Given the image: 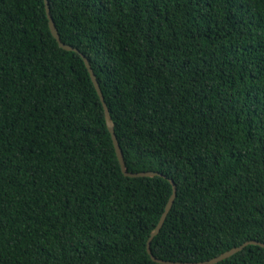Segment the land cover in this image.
<instances>
[{"label": "trees", "instance_id": "1", "mask_svg": "<svg viewBox=\"0 0 264 264\" xmlns=\"http://www.w3.org/2000/svg\"><path fill=\"white\" fill-rule=\"evenodd\" d=\"M0 0V264H163L264 242V0ZM212 264H264L247 244Z\"/></svg>", "mask_w": 264, "mask_h": 264}, {"label": "water", "instance_id": "2", "mask_svg": "<svg viewBox=\"0 0 264 264\" xmlns=\"http://www.w3.org/2000/svg\"><path fill=\"white\" fill-rule=\"evenodd\" d=\"M43 2H44L45 13H46L47 21H48L49 30H50L52 36L55 38L56 42L58 43V46L63 48V49H66V50H72V51L78 52L79 55L81 56V58L83 59L84 65H85V67H86V69H87V71L89 73L90 79H91V81L93 83V86H94V88H95V90L97 92V95H98V97L100 99V102L102 104L105 124H106L107 130H108V132L110 134L111 141H112V144H113V148H114L117 160L119 162V166H120L121 172L124 175L131 176V177H133V176H154V175L166 177L165 174H163L161 172H158V171H155V170H146V171L134 172V171H129L126 168L124 155H123L122 149H121V147L119 145V142H118V139L116 137V134L114 132V123H113L112 118L110 116L109 109H108V107L106 105V102H105L104 96L102 94L99 82H98V80L96 78V75H95L91 65H90V62H89L88 58L85 56V54L80 52L76 47H74V46H72V45H70L68 43L63 42L60 39L59 33L57 31V28L55 26L54 20H53V18L51 16V13H50L49 2H48V0H43ZM167 179H168V181L171 184V193H170V195H169V197H168V199H167V201H166V203L164 205L163 211L160 214L156 225L150 231L149 236H148V238L146 240L147 252H148L150 257L154 261L159 262V263H163V264H212V263L220 261V260L232 255L233 253L241 250L247 244H258V245L264 247V242L257 241V240H246V241H244L243 243H241V244H239L237 246L231 247L230 249H227V250L219 253L218 255H215V256H213V257H211L209 259L202 260V261H197V262L173 261V260L162 259V258H158V257L154 256L152 254V252H151V249H150V242H151L153 236L156 235L158 233V231L160 230V228H161V226H162V224H163V222L165 220V217H166L167 213L169 212V210H170V208L172 206L174 197L176 195V185H175L173 179H171V178H167Z\"/></svg>", "mask_w": 264, "mask_h": 264}]
</instances>
